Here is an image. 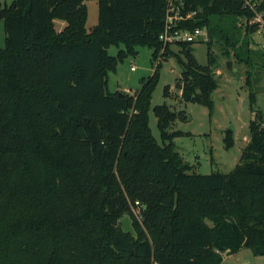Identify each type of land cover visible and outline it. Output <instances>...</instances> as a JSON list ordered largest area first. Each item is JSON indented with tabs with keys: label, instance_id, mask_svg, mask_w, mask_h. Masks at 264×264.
Listing matches in <instances>:
<instances>
[{
	"label": "trees",
	"instance_id": "trees-1",
	"mask_svg": "<svg viewBox=\"0 0 264 264\" xmlns=\"http://www.w3.org/2000/svg\"><path fill=\"white\" fill-rule=\"evenodd\" d=\"M182 6L195 15L180 28L208 30L209 61L188 51L195 44H178L187 60L178 57L176 89L183 103L213 112L215 41L249 63L260 26L248 23L243 35L239 21L254 11L242 0ZM168 8V0H98L89 31L85 0H0V264H222L242 247L264 256V123H250L232 172L191 173L174 142L186 134L169 129L180 119L172 107L153 109L162 144L149 126L161 65L133 96L108 91L109 73L138 47H150L152 60L174 54L160 40ZM114 45L124 48L111 56ZM225 142L232 146V130ZM126 216L136 237L122 228Z\"/></svg>",
	"mask_w": 264,
	"mask_h": 264
},
{
	"label": "rangeland",
	"instance_id": "rangeland-1",
	"mask_svg": "<svg viewBox=\"0 0 264 264\" xmlns=\"http://www.w3.org/2000/svg\"><path fill=\"white\" fill-rule=\"evenodd\" d=\"M12 1L1 0V3L8 6ZM85 3L89 9L86 27L91 31L99 19L98 0H85ZM239 22V26H243V35L246 33L247 24L253 25L250 21ZM64 26L65 22L62 20L55 23L58 31ZM249 38V63L241 62L233 48L224 40L215 41L212 47L216 58L212 69L219 81V87L213 94V112L204 105L181 101V94L176 89L182 73L178 57L187 59L178 45H172L174 54L171 53L163 60L160 57L152 60L153 50L150 47H138L136 56L131 55L125 61L119 62L116 71L109 73L108 91L112 94L119 92L133 96L142 88L143 80H149L158 65H161L149 109V126L157 141L162 144L158 118L153 109L157 105L169 104L180 118L169 129L171 132L181 131L186 134L175 137L174 142L184 162L192 165L190 172L202 175L230 173L239 165L248 145L250 123L256 119L264 123V32L260 29ZM5 47L4 21L0 19V48ZM123 48V45H114L108 51L111 56H116ZM193 48L195 51L192 53L197 61L201 65L208 64L207 42L201 41ZM245 50L247 49L242 51ZM229 62L232 63L231 70L228 69ZM167 87H170L168 96L164 94ZM252 93L254 95L251 97ZM228 130L233 132L231 147L225 142ZM224 264H264V256H255L252 249L242 247L238 253L229 255Z\"/></svg>",
	"mask_w": 264,
	"mask_h": 264
},
{
	"label": "built area",
	"instance_id": "built-area-1",
	"mask_svg": "<svg viewBox=\"0 0 264 264\" xmlns=\"http://www.w3.org/2000/svg\"><path fill=\"white\" fill-rule=\"evenodd\" d=\"M246 6L254 11L253 18L250 20L251 24L257 23L262 32H264V12L258 10L256 0H242ZM168 12L165 20V29L160 35V40L167 45H178L184 43L197 44L201 40L206 41L208 37V30L206 28L196 29L194 31L188 28H180V22L190 19L195 13L183 14L182 0H168ZM164 51V50H163ZM141 202L137 201L133 212L136 218L143 220L141 211Z\"/></svg>",
	"mask_w": 264,
	"mask_h": 264
},
{
	"label": "water",
	"instance_id": "water-1",
	"mask_svg": "<svg viewBox=\"0 0 264 264\" xmlns=\"http://www.w3.org/2000/svg\"><path fill=\"white\" fill-rule=\"evenodd\" d=\"M188 51L194 52L195 49L193 47H191V48L188 49ZM228 69H230V70L232 69V63L231 62L228 63ZM120 95H123V94L120 93ZM121 224H122V228H123L125 233H130L131 235L136 237V232L134 230L133 221L131 220V218H129L128 216L124 217L121 220Z\"/></svg>",
	"mask_w": 264,
	"mask_h": 264
},
{
	"label": "crops",
	"instance_id": "crops-1",
	"mask_svg": "<svg viewBox=\"0 0 264 264\" xmlns=\"http://www.w3.org/2000/svg\"><path fill=\"white\" fill-rule=\"evenodd\" d=\"M229 257V255H226L225 256V258H224V261H223V263L222 264H224L225 263V261L227 260V258Z\"/></svg>",
	"mask_w": 264,
	"mask_h": 264
}]
</instances>
